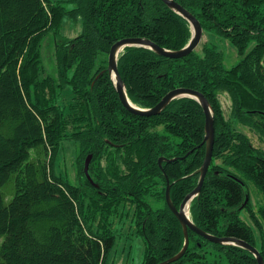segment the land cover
I'll list each match as a JSON object with an SVG mask.
<instances>
[{
  "label": "trees",
  "instance_id": "1",
  "mask_svg": "<svg viewBox=\"0 0 264 264\" xmlns=\"http://www.w3.org/2000/svg\"><path fill=\"white\" fill-rule=\"evenodd\" d=\"M176 1L200 20L207 39L181 58L128 46L118 59L120 75L130 100L143 108L177 87L208 98L213 157L190 203L191 218L209 233L248 241L264 257V201L253 205L249 188L254 183L264 196V148L252 138L253 131L264 140V0ZM77 21L81 31L64 35ZM47 36L53 72L44 62ZM191 36L189 22L162 0H0V264H110L111 258L115 264L125 229L145 243L140 264L181 250L185 236L166 202L167 177L179 207L199 181L204 111L197 100L181 97L157 115L130 112L109 75L108 57L125 37L176 50ZM228 42L235 50L228 51L230 64ZM221 95L231 102L228 117ZM67 143L77 151L73 177L54 170ZM32 149L39 150L36 157ZM89 155L97 186L85 173ZM182 156L159 164L161 157ZM11 179L15 195L5 204L1 187ZM245 209L249 222L240 215ZM189 237L186 253L170 264H258L242 247L190 229Z\"/></svg>",
  "mask_w": 264,
  "mask_h": 264
},
{
  "label": "water",
  "instance_id": "2",
  "mask_svg": "<svg viewBox=\"0 0 264 264\" xmlns=\"http://www.w3.org/2000/svg\"><path fill=\"white\" fill-rule=\"evenodd\" d=\"M162 1L170 9L181 15L189 22L192 31V36L189 42L180 49L172 50L160 46L159 44L155 43L154 41L146 37H125L118 40L112 45L108 57L109 75L114 83V86L117 90L121 102L130 112L140 116L157 115L160 114L174 99L181 97H190L199 102L205 115V126H204L205 136L202 143L206 144V153L202 165L196 171L197 173L200 174L199 181L197 186L185 196L184 200L182 201L179 207H177L171 199V195H170L171 184H170V180L167 177V186L165 193L166 202L183 227V232L185 236L184 244L181 250L177 254L157 264H170L174 261H177L185 254L190 243L189 229L193 230L194 232L198 233L199 235H201L202 237H204L205 239L211 242H215L219 244H231L247 249L256 256L258 264H264V257L262 256L260 251L248 241L238 238L236 236H227V235L218 236L209 233L198 227L191 218L189 205L193 200V198H195L197 195L200 194L205 181L206 174L208 172L213 157V149L215 142V126H214L215 121H214L213 109L208 98L202 92L194 88L177 87L167 92L156 105L149 108H143L133 103L128 97L126 84L122 79L118 69L119 56L126 47L128 46L145 47L153 50L154 52H156L161 56H166L170 58H181L190 54L193 50H195L203 38L204 30L202 24L200 20L190 10L185 8L182 4H180L176 0H162ZM91 158H92L91 155L87 156L84 165V169L88 178H91L89 174V165ZM178 158H184V156L174 157L171 159L161 157L159 159V164L161 166L164 160L175 161ZM91 180H92L91 182L94 185L96 186L98 185L93 181V179Z\"/></svg>",
  "mask_w": 264,
  "mask_h": 264
},
{
  "label": "rangeland",
  "instance_id": "3",
  "mask_svg": "<svg viewBox=\"0 0 264 264\" xmlns=\"http://www.w3.org/2000/svg\"><path fill=\"white\" fill-rule=\"evenodd\" d=\"M66 5H68L69 7L70 3H66ZM70 7L72 6L70 5ZM80 31H81V23L79 21H77L76 23L70 22L67 25L66 33L65 34L63 33V34L73 37ZM48 38H50V36H47L44 39V41H47L45 42L44 62L46 66L48 67V71L53 72L54 67H55V58H54V55L52 54L50 39ZM206 39L207 37L203 36L202 41L203 40L205 41ZM227 47H228V50L226 51L225 56L227 58L228 64H230L231 57H229L228 51L235 53V50H234V47L229 42L227 43ZM233 58H237L236 54L233 55ZM220 100L222 102L224 111L226 112L227 117H228V113L230 111V106H231V102L229 100L228 95H221ZM244 130L247 131L248 129L244 128ZM252 138H253V143L256 146H259L262 149L264 148V140L261 141L258 138V135L253 131H252ZM74 148L75 146L73 144L67 143L66 149L61 151L59 155L57 156L54 162V170L57 175H65L66 172H69V175L71 177L75 175V171L73 169V162L77 154V151ZM37 151L39 152L38 149H32V152H31L32 157H36L38 155ZM249 188L251 189V193H252V204L254 205V203L256 202L259 206L264 201L263 194L259 191V189L255 186L254 183H249ZM1 193H2L4 203L8 204L12 200L13 196L15 195V183L13 179H11L7 184L1 187ZM240 215L243 219L247 221L249 210L245 209L241 211ZM260 221H262V224L264 226V222L261 218H260ZM257 233L259 235L258 245H260L262 243L261 239L263 236L260 234L259 229H257ZM263 234H264V227H263ZM2 240L3 238H0V243L2 242ZM144 248H145V243L141 239V237H136V235L134 236L130 235L128 230L126 229L123 230L121 234L119 235L117 242H116V249H117L116 252L117 254L119 255L121 254V255L119 256V259L117 263L115 262V264H140L143 258ZM214 257H220V256L217 254L210 255V258H214ZM113 261H114V258H111L109 263L112 264Z\"/></svg>",
  "mask_w": 264,
  "mask_h": 264
},
{
  "label": "bare ground",
  "instance_id": "4",
  "mask_svg": "<svg viewBox=\"0 0 264 264\" xmlns=\"http://www.w3.org/2000/svg\"><path fill=\"white\" fill-rule=\"evenodd\" d=\"M187 155H188V154H187ZM187 155H186V156H187Z\"/></svg>",
  "mask_w": 264,
  "mask_h": 264
},
{
  "label": "flooded vegetation",
  "instance_id": "5",
  "mask_svg": "<svg viewBox=\"0 0 264 264\" xmlns=\"http://www.w3.org/2000/svg\"><path fill=\"white\" fill-rule=\"evenodd\" d=\"M199 46V45H198Z\"/></svg>",
  "mask_w": 264,
  "mask_h": 264
}]
</instances>
